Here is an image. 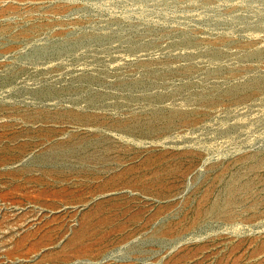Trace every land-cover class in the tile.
<instances>
[{
  "label": "rangeland",
  "instance_id": "obj_1",
  "mask_svg": "<svg viewBox=\"0 0 264 264\" xmlns=\"http://www.w3.org/2000/svg\"><path fill=\"white\" fill-rule=\"evenodd\" d=\"M0 264H264V0H0Z\"/></svg>",
  "mask_w": 264,
  "mask_h": 264
}]
</instances>
